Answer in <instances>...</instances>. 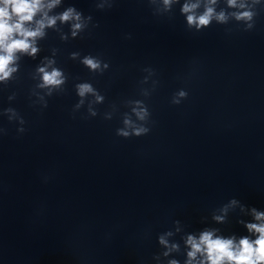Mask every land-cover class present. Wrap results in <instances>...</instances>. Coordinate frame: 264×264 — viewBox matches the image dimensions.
<instances>
[{"label": "clouds", "instance_id": "clouds-1", "mask_svg": "<svg viewBox=\"0 0 264 264\" xmlns=\"http://www.w3.org/2000/svg\"><path fill=\"white\" fill-rule=\"evenodd\" d=\"M60 2L61 0H48V2L46 0H0V83L7 84L12 79L19 69L17 61L21 55L36 57L40 51L37 41L44 37V29L54 27L57 20L62 24L70 22L73 38L87 28L92 17H85L75 6H69L58 16H48L46 10H51ZM113 3L114 0H105V3L97 4L96 7L104 10L106 5L110 9ZM162 4L166 12H171L174 4L179 5V12L185 18L187 29L195 32H202L214 23L228 25L230 21H235L237 25L242 24L243 31H250L255 27L260 12L264 11V0H162ZM38 15L41 16L40 19H37ZM227 31L230 32L231 29ZM63 38L67 39V37ZM78 55V53L71 54L73 59ZM54 63V60L48 59L45 64L36 69L40 77L37 87L47 89L48 95H51L53 90L60 89L67 79L63 70L52 67ZM81 63L92 72H102L109 67L108 63L92 55L84 56ZM75 88L80 98L92 94L95 96L96 103L104 100V96L99 94L89 82L78 83ZM178 95L185 97L186 93L181 91ZM83 102L81 99L76 106L80 107ZM134 103L141 105L142 101L137 100ZM172 103L179 104L180 100L174 99ZM4 112L12 113L13 116L17 115L13 108H6ZM133 112L140 121H146V118L152 115L147 106L134 108ZM91 114L95 116L97 113L92 111ZM19 123L21 125L25 123L22 117ZM123 125L124 127L116 129V135L124 139L145 136L151 131V128L146 125H135L127 116L123 120ZM18 131L24 132L25 129L20 128ZM239 203L236 198L230 199L228 204L220 209L221 214H213L212 219L218 224L225 223L229 208ZM243 210L244 207L241 206V211ZM250 213L252 221H241L248 235L226 236L219 234L217 228H205L198 235L188 233L184 238L186 249L184 264H264V211L253 207ZM172 223L177 226L176 231L179 232L181 222L174 220ZM172 235V231H165L157 236V241L164 251L154 256V259H159L160 256L167 258L171 253L179 252L180 245L170 243L167 239ZM167 264H180V261L173 258L169 259Z\"/></svg>", "mask_w": 264, "mask_h": 264}]
</instances>
